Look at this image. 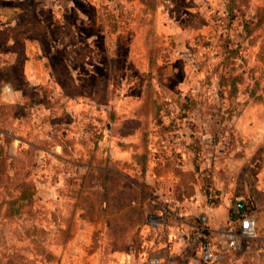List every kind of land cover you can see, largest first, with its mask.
Instances as JSON below:
<instances>
[{"label":"rangeland","instance_id":"obj_1","mask_svg":"<svg viewBox=\"0 0 264 264\" xmlns=\"http://www.w3.org/2000/svg\"><path fill=\"white\" fill-rule=\"evenodd\" d=\"M145 2L130 22L120 1L19 2L36 39L27 81L22 55L0 56V87L21 90L0 99V264H61L75 244L89 264L98 236L134 240L140 217L124 198L149 180L146 155L240 157L245 114L264 123V0ZM123 144L139 170L117 169L109 149Z\"/></svg>","mask_w":264,"mask_h":264},{"label":"crops","instance_id":"obj_2","mask_svg":"<svg viewBox=\"0 0 264 264\" xmlns=\"http://www.w3.org/2000/svg\"><path fill=\"white\" fill-rule=\"evenodd\" d=\"M119 1L121 17L125 14L127 22L131 21L132 10L146 8L144 0H106L107 9L119 10L114 8L115 2ZM19 2L22 0H0V33L5 35L0 56L7 57L8 63L5 64L12 66L13 59L16 63V58L22 55L20 73L27 81L28 73L33 72L29 42L36 38L29 27L33 22L21 19L26 7ZM18 25H23V29H17ZM16 41L21 42L20 51L13 46ZM5 88L0 87V99L10 96ZM20 91L13 90L10 97L18 96ZM245 115L249 120L242 131L247 138L244 137L240 157H236L233 151L218 149L214 155L213 151H208L203 155L204 159L195 162L188 159L192 150L187 145V158L180 164L170 158L167 164L154 166L146 155L141 173L149 176V180L141 178V186L140 182L129 183L138 193L124 198L128 207L140 217L137 224L141 226L139 234L134 240L123 236L119 241L113 233L114 241L108 244L98 236L95 248L86 256L89 264H99L103 244L109 249L104 258L106 264H145L147 256L170 258L173 264H210L201 261L196 247L189 240L190 231L199 225L203 227L209 234L213 250L221 252L226 248L223 228L237 216L235 200L249 195L254 197L252 210L258 244L250 249L226 252L215 264H264V123L259 124L251 113ZM109 150L122 161L120 166L123 168L117 166V169L139 170L135 152L126 145ZM76 248L75 244L70 258L62 255L61 264H81L80 252Z\"/></svg>","mask_w":264,"mask_h":264},{"label":"built area","instance_id":"obj_3","mask_svg":"<svg viewBox=\"0 0 264 264\" xmlns=\"http://www.w3.org/2000/svg\"><path fill=\"white\" fill-rule=\"evenodd\" d=\"M254 197L240 196L235 200L237 216L234 220L227 222L223 228L226 248L216 252L210 243L209 234L199 226L192 228L189 233L190 242L196 247L202 262L215 263L219 261L226 252H237L250 249L257 243L255 230V217L252 210ZM258 244V243H257ZM145 264H173L170 258L147 257Z\"/></svg>","mask_w":264,"mask_h":264},{"label":"trees","instance_id":"obj_4","mask_svg":"<svg viewBox=\"0 0 264 264\" xmlns=\"http://www.w3.org/2000/svg\"><path fill=\"white\" fill-rule=\"evenodd\" d=\"M197 152V150L195 151V153ZM216 262H218V261H216Z\"/></svg>","mask_w":264,"mask_h":264},{"label":"water","instance_id":"obj_5","mask_svg":"<svg viewBox=\"0 0 264 264\" xmlns=\"http://www.w3.org/2000/svg\"><path fill=\"white\" fill-rule=\"evenodd\" d=\"M234 207H235V203H234Z\"/></svg>","mask_w":264,"mask_h":264}]
</instances>
